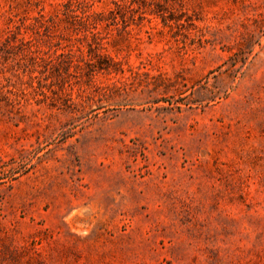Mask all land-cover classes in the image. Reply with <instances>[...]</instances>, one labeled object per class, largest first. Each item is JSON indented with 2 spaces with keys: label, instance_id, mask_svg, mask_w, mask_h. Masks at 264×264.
I'll return each mask as SVG.
<instances>
[{
  "label": "rangeland",
  "instance_id": "rangeland-1",
  "mask_svg": "<svg viewBox=\"0 0 264 264\" xmlns=\"http://www.w3.org/2000/svg\"><path fill=\"white\" fill-rule=\"evenodd\" d=\"M0 264H264V0H0Z\"/></svg>",
  "mask_w": 264,
  "mask_h": 264
}]
</instances>
